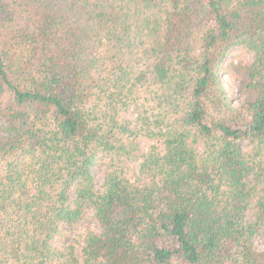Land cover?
<instances>
[{"label": "trees", "instance_id": "16d2710c", "mask_svg": "<svg viewBox=\"0 0 264 264\" xmlns=\"http://www.w3.org/2000/svg\"><path fill=\"white\" fill-rule=\"evenodd\" d=\"M262 237L264 0H0V264H264Z\"/></svg>", "mask_w": 264, "mask_h": 264}, {"label": "rangeland", "instance_id": "374dc122", "mask_svg": "<svg viewBox=\"0 0 264 264\" xmlns=\"http://www.w3.org/2000/svg\"><path fill=\"white\" fill-rule=\"evenodd\" d=\"M253 60L252 54L245 48L236 47L225 61V70L221 73V81L225 89L230 93L233 104L237 108H241L248 97V91L245 89L243 82L238 74L237 65L240 63H246ZM242 148L247 150L249 148L247 141L241 142ZM106 170L104 165H98L95 168V173L100 182L103 179L104 171ZM68 240V239H67ZM259 247H264V237L257 242ZM176 264H189L184 262H176Z\"/></svg>", "mask_w": 264, "mask_h": 264}]
</instances>
